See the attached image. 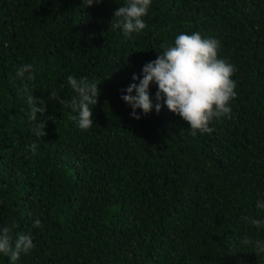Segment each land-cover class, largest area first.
Returning <instances> with one entry per match:
<instances>
[{
  "label": "trees",
  "instance_id": "obj_1",
  "mask_svg": "<svg viewBox=\"0 0 264 264\" xmlns=\"http://www.w3.org/2000/svg\"><path fill=\"white\" fill-rule=\"evenodd\" d=\"M125 4L0 0V228L35 244L15 264H264L241 243L264 241L244 219H264V0H152L146 28L129 38L110 27ZM194 32L235 66L230 116L193 136L163 100L155 111L153 83L151 113L133 119L122 90L139 85L133 75L143 78L161 44ZM24 64L34 80L16 76ZM69 75L100 83L88 130L49 99L77 95ZM25 83L46 101L37 121L54 117L44 137L32 133ZM0 264L12 262L0 254Z\"/></svg>",
  "mask_w": 264,
  "mask_h": 264
},
{
  "label": "clouds",
  "instance_id": "obj_2",
  "mask_svg": "<svg viewBox=\"0 0 264 264\" xmlns=\"http://www.w3.org/2000/svg\"><path fill=\"white\" fill-rule=\"evenodd\" d=\"M102 0H82V8L92 7L101 3ZM152 0H126L124 6L114 13V19L110 22L113 29H122L125 38L133 33H139L146 28L145 17L150 9ZM221 48L220 42L214 38L202 37L199 32L192 34H179L172 44H161L162 52H157V58L146 63L142 69V79L135 74L133 81L139 79V85L133 83L122 90L121 99L131 109L133 119L139 120L137 109L141 110L144 116L151 113L154 105L149 95V87L155 83L158 87L156 93L155 111H161V103L168 110L180 116L192 130L195 136L211 133L215 129L210 127L214 119L230 116L232 111L229 103L235 98L236 82L232 79L235 66L223 59H218V51ZM16 76L24 81L35 79L33 64L21 65ZM67 83L77 94L70 101H65L51 92L50 100L58 102L62 107L69 106L78 115L73 119L81 130H88L93 127V107L98 102L100 91L97 83L90 82L88 78H76L72 75L67 77ZM27 96V102L31 107L30 121H34L32 133L37 137L46 135L45 128L48 120L54 117L37 121V113L42 117L47 112L46 101L37 100L25 83L22 89ZM135 92V95L133 93ZM37 104L40 106L37 107ZM38 149L36 142L27 146L26 150L35 154ZM258 210H264V198L256 202ZM246 222L253 227L264 228V219L252 216L244 217ZM34 228H43L39 218L32 222ZM241 243L251 246L258 256L264 254V241L253 240L244 237ZM35 248L31 234L20 233L13 237L12 228L8 225L0 228V254L7 256L12 264H15L22 255L28 254Z\"/></svg>",
  "mask_w": 264,
  "mask_h": 264
}]
</instances>
